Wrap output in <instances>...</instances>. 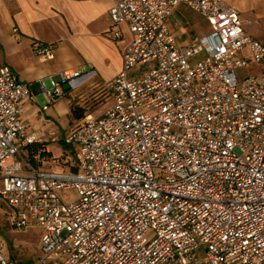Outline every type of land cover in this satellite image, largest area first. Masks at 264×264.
I'll return each mask as SVG.
<instances>
[{
    "label": "built area",
    "instance_id": "2783aa9c",
    "mask_svg": "<svg viewBox=\"0 0 264 264\" xmlns=\"http://www.w3.org/2000/svg\"><path fill=\"white\" fill-rule=\"evenodd\" d=\"M178 5L209 32L178 41L168 24ZM109 17L131 40L101 82L110 107L64 136L78 145L59 160L67 171L23 156L41 141L20 117L33 96L0 67V199L12 226H40V264H264V43L224 0H113ZM249 62L258 71L239 76ZM94 75L63 72L43 91L53 102ZM68 189L76 196L62 200ZM3 246L0 264H15Z\"/></svg>",
    "mask_w": 264,
    "mask_h": 264
},
{
    "label": "crops",
    "instance_id": "0c3cea01",
    "mask_svg": "<svg viewBox=\"0 0 264 264\" xmlns=\"http://www.w3.org/2000/svg\"><path fill=\"white\" fill-rule=\"evenodd\" d=\"M112 4L113 0H0V67L8 66L29 88L33 100L24 99L20 117L29 132L33 129L42 137L47 149L51 134L43 133V127L65 116L74 126L79 124L84 117H74L72 107L83 105V95L93 81L111 79L121 70L131 33L124 24H112ZM168 24L183 44L195 42L210 30L203 17L184 5L173 9ZM246 25V32L257 39ZM39 47H48L53 57L40 58ZM90 70L95 75L79 89L69 90L56 101L47 100L43 87L50 89L61 73L85 74ZM97 106L82 114L96 117L92 112Z\"/></svg>",
    "mask_w": 264,
    "mask_h": 264
},
{
    "label": "rangeland",
    "instance_id": "374dc122",
    "mask_svg": "<svg viewBox=\"0 0 264 264\" xmlns=\"http://www.w3.org/2000/svg\"><path fill=\"white\" fill-rule=\"evenodd\" d=\"M225 1L230 2L231 7L249 22L246 28H249V31L264 43V0ZM257 69L258 67L254 63L249 62L247 67L239 68L237 72L239 76H243L255 72ZM111 104L110 99L102 102L92 112L93 115L96 117L101 116ZM43 128V133L51 134L50 140L46 142L51 159L49 158L43 162V168L52 171H67L69 169L67 166L61 167L58 163L62 157L73 160L78 152V145L64 143V136L70 129L74 128V124L68 122V118L65 116L59 118L54 125H48L47 123ZM37 138L39 140L42 137H38L37 133ZM58 195L62 200H70L76 196V191L74 189L58 191ZM41 231L40 226L34 224H28L22 228L13 227L10 211L0 199V237L4 244L3 253L7 259L11 258L15 264H40Z\"/></svg>",
    "mask_w": 264,
    "mask_h": 264
},
{
    "label": "trees",
    "instance_id": "16d2710c",
    "mask_svg": "<svg viewBox=\"0 0 264 264\" xmlns=\"http://www.w3.org/2000/svg\"><path fill=\"white\" fill-rule=\"evenodd\" d=\"M64 96L68 95L69 87H64ZM84 102L83 105L76 104L72 107L73 116L76 118L84 117L82 111L90 110L106 101L109 97L107 90L102 86L101 81H93V84L90 86V89L86 91L83 95ZM81 111L78 113V111ZM39 151V160L38 164L43 165V162L47 159H51L50 151L46 148L43 142L35 141L25 145L22 150L23 156L26 157L27 160H30L34 163V159L32 156Z\"/></svg>",
    "mask_w": 264,
    "mask_h": 264
}]
</instances>
